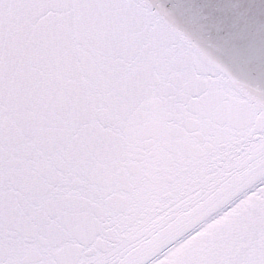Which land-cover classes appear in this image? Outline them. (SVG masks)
Wrapping results in <instances>:
<instances>
[{"label":"water","instance_id":"water-1","mask_svg":"<svg viewBox=\"0 0 264 264\" xmlns=\"http://www.w3.org/2000/svg\"><path fill=\"white\" fill-rule=\"evenodd\" d=\"M264 182V0H0V264H154Z\"/></svg>","mask_w":264,"mask_h":264},{"label":"flooded vegetation","instance_id":"flooded-vegetation-1","mask_svg":"<svg viewBox=\"0 0 264 264\" xmlns=\"http://www.w3.org/2000/svg\"><path fill=\"white\" fill-rule=\"evenodd\" d=\"M181 245L180 264H264V182Z\"/></svg>","mask_w":264,"mask_h":264},{"label":"rangeland","instance_id":"rangeland-1","mask_svg":"<svg viewBox=\"0 0 264 264\" xmlns=\"http://www.w3.org/2000/svg\"><path fill=\"white\" fill-rule=\"evenodd\" d=\"M183 256V245H178L169 254L155 262L154 264H180L181 257Z\"/></svg>","mask_w":264,"mask_h":264},{"label":"bare ground","instance_id":"bare-ground-1","mask_svg":"<svg viewBox=\"0 0 264 264\" xmlns=\"http://www.w3.org/2000/svg\"><path fill=\"white\" fill-rule=\"evenodd\" d=\"M169 253H170V252H169ZM169 253H168V254H169Z\"/></svg>","mask_w":264,"mask_h":264}]
</instances>
